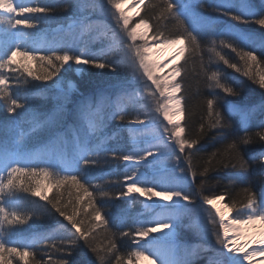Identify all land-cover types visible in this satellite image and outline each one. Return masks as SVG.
<instances>
[{
  "label": "snow or ice",
  "instance_id": "1",
  "mask_svg": "<svg viewBox=\"0 0 264 264\" xmlns=\"http://www.w3.org/2000/svg\"><path fill=\"white\" fill-rule=\"evenodd\" d=\"M123 2L107 0L110 9H114L110 11L101 0H63L61 11L68 14L66 22L42 31L39 26L52 19L55 7L47 3L33 5L21 0H0V101L13 118L0 123V264H11L5 260V254L20 257L24 264H44L31 250L35 245L61 252L55 264H69L63 257L71 256L73 249L80 247V241L94 254L97 264H106L110 256H115L114 264H139L140 261L195 264L202 255L205 264H264V261H256L257 257H264V173L258 192L245 187L243 198L224 202L220 208L216 204L226 201L224 193L202 194L212 170H235L229 182L236 183L248 180L250 161H259L264 168V150L245 158V148L254 142L247 134L248 125L256 113L264 115V101L240 107L224 100L227 115L239 117L245 135L232 139L222 151L211 153L203 167L197 168L191 152L186 150L193 149L200 137L187 138L185 128L178 121L174 122V117L183 119L185 115L183 98L176 95L182 91L176 77H180L184 69L174 66L169 75L157 78L154 70L160 65L146 63L144 55L151 50L149 40L161 48L181 45L171 59L182 57L187 61L185 53L200 55L207 51L209 63L214 58L264 89V73H259L258 79L252 74L253 68L264 63L261 60L264 36L257 38L237 27L254 24L264 29V0H260L259 7L252 0H213L209 5L212 11L235 22L223 28L216 27L215 17L196 11L197 6L203 7L201 0H138L141 11L153 14L150 18L140 16L130 27L131 18L121 9ZM94 15L110 17L115 27L104 20L93 19ZM168 21L174 22L175 35L165 32ZM202 36L207 39L206 46H202ZM95 45L98 47L94 48ZM223 49L235 53L243 70L226 58ZM108 56L115 59L109 61ZM32 62L47 71L34 72ZM89 64L113 71L121 65L130 66L134 69L133 79L139 81L140 87L129 90L118 86L120 90L114 99L97 91L72 100L75 85L71 81L65 87V82L58 78L52 85L42 87L28 79L49 81L58 76L61 69L80 73L81 66ZM201 71H204L202 57ZM9 74H14L11 79ZM205 76L212 98L206 100L207 129L205 124L200 125L201 136L213 129L231 127L219 110V97L214 90L220 89L226 96L240 95L223 82L218 70L205 72ZM48 92L54 93L50 109L38 104L48 99ZM157 94L164 98L163 102L157 99ZM152 102L154 106L150 107ZM69 104L72 105L70 110ZM161 113L167 125L158 122L156 114ZM112 121L116 122L115 127L109 131ZM259 127L264 128V123ZM124 133L127 134L126 147H113L112 141ZM255 139L264 142V131L257 132ZM177 151L180 156L176 155ZM181 156L186 169L179 167ZM113 161L124 165L125 191L117 198L130 197L129 203H135L133 194H138L151 201L149 204L141 201L146 215L134 219V230L112 232L97 205V196L111 199V195L102 184L93 181L98 179L97 171ZM197 175L201 178L200 184L196 192H192L188 176L195 183ZM26 177L35 179V186ZM40 178L45 182L43 186ZM49 187L57 193L61 189H75L78 193L75 203L70 191L67 203L62 201V194L49 198ZM22 192L38 196L45 204H23ZM197 193H201L200 203L196 200ZM154 197L157 199L153 200ZM48 205L73 231L57 221L58 230L67 233L65 236L42 233L28 241L12 240L21 230L18 226L47 213ZM222 209L233 213L230 219L226 220ZM82 215L95 223L89 221L86 227L85 219H77ZM257 224L258 229L241 227ZM182 227L192 230L207 243H183L179 231ZM97 229L105 232L104 243H95L93 233ZM118 236L132 238L135 247L127 256L116 254Z\"/></svg>",
  "mask_w": 264,
  "mask_h": 264
},
{
  "label": "trees",
  "instance_id": "2",
  "mask_svg": "<svg viewBox=\"0 0 264 264\" xmlns=\"http://www.w3.org/2000/svg\"><path fill=\"white\" fill-rule=\"evenodd\" d=\"M106 5L107 0H104ZM127 1V0H124ZM155 2V0H154ZM213 2V0H201L203 7L197 6L196 11L204 12L206 15H210L217 19V28H223L229 24H235L234 21L229 20L227 17L217 16L215 12L212 11L209 5ZM252 2L259 7V3L256 0H252ZM63 0H54V5L56 8V15H60L59 17H52L53 22L51 25L59 24L66 20L67 13L61 11ZM53 5V6H54ZM59 12V13H57ZM153 13L151 11H139V15L136 17L135 22H138L140 16L151 17ZM55 15V16H56ZM153 23H156L153 21ZM167 27L164 29L166 33H171L172 35L176 34L175 29L173 28V21H168ZM237 27L243 29L246 32H250L255 35L257 38L264 36V29L259 28L258 25L248 24V25H237ZM151 35V33H149ZM202 46L207 45V39L205 37H201ZM77 52V51H75ZM223 54L228 58L231 62L236 63L243 70V65H241L240 61L236 58L235 53H232L229 49H223ZM259 54V53H258ZM187 57V61L181 57V61L178 67H183L184 71L178 80L182 84V91L179 92L180 97H182V105L185 109V115L183 119H181V125L185 128V136L189 139H196L200 137L199 143L194 145L193 149L186 150L190 151L192 154L193 164L197 168H201L204 165V162L207 160L209 155L218 150L222 151L226 145L235 137L245 135L244 131L241 128L240 120L238 116H228L227 109L224 106V100L230 101L233 105H238L240 107L251 106L253 104L259 105L262 101H264V89L259 87L258 83H253L252 80L248 79V77L241 74L232 68H229L225 64L220 61H217L213 58V61L209 63V53L204 51L202 54H190L185 53ZM201 57L203 59V68L204 71H201ZM261 60L264 61V56L261 57ZM32 70L34 72H40L43 74L47 69H40L37 67L35 62L31 63ZM68 66L65 65L66 69ZM74 68V66L72 65ZM210 70H218L221 73L223 78V82L226 83L229 87H232L237 92L240 93L239 96H226L220 89H215L214 91L217 93L219 97L217 103L219 106V110L225 114V118L229 120L231 127L225 129H213L207 131L206 135L201 136L200 133V125L205 124V129H207V124L205 123V118L207 117V106L206 100L212 98L210 95V89L208 88V81L205 76V72ZM127 72L124 69H120L119 67L113 71L110 68L99 69L93 67L92 65H86L85 69L79 76H76L74 71H65L61 69L58 76L53 77L52 80L49 81H35L31 78L29 82L32 84H38L42 87L52 85L53 81L58 78L65 82V87L68 81H71L75 84V93L84 95H92L97 91H101L103 87L113 86L115 84H120L125 82V77ZM264 73V63H262L259 67L252 69V74L254 78L258 79V74ZM14 74H9L11 77ZM114 79L117 80L114 83ZM116 87V86H115ZM48 99L39 101L38 104L42 107H46L50 109L54 103L51 99V96L54 95L52 92L46 93ZM256 119L254 122L250 121L248 125L249 136L254 138V142L251 145H248L245 148V158L248 155L256 154L261 150H264V142L255 139L256 133L259 131H264V128L259 127L263 121V115L260 113H256ZM254 116V117H255ZM12 117H9L6 109L3 107V101H0V123L9 122ZM31 143V142H30ZM244 147V146H241ZM184 162V158L182 157ZM185 164V162H184ZM250 170L248 173V180L244 182H236L230 183L229 176H231L235 170L229 169H215L212 170L208 177L207 182L202 190L203 195L213 196L224 193L226 196V201L231 203L233 199H241L244 196L243 189L245 187H251L255 191H259L260 183H261V174L264 173V168H261L259 161L251 162L250 161ZM186 168L187 165L185 164ZM112 166L110 168H104L98 170L96 176L98 179H95L94 183H100L103 185L105 190H107L111 199L104 198L100 199L97 196V205L101 207L102 213L105 216V219L109 221V227L112 232H116L118 229L120 231H127L130 229L134 230L133 220L136 216L137 211L140 210V200H136L135 203H129L128 201H122L120 198H117L120 193L125 191L124 185L121 183V178H117V174L114 175ZM108 173H105L106 171ZM105 173V174H104ZM103 175L105 177H103ZM104 181L100 180V177ZM105 178V179H104ZM29 183L35 186V179L32 177L25 178ZM201 178L197 175L195 179V183L192 182L191 177V187L192 192H196L200 184ZM41 186L44 185L43 178H40ZM91 190V189H90ZM69 191L71 192V199L73 203H75V199L78 195L75 189H61L60 193L56 192V189L49 187L47 191V195L51 198L54 194L61 195L62 201L67 203L69 200ZM79 195H83V193H79ZM20 196L23 198L22 203L26 205H31L34 202L36 205L45 204L44 201H41L38 196L33 197L29 193H20ZM201 193H197L196 200L197 203L200 202ZM87 197H85V200ZM83 203V201H82ZM48 212L42 213L36 217H33L32 220L28 222L26 225L18 226L21 230L18 231L14 236H12V240L14 241H28L33 236L42 234V233H50L55 235L56 237L65 236L67 233L59 231L57 221L60 224H63L67 227L69 231L71 230V226L67 224V221L63 220L62 217L59 216L54 210L51 209L50 205L47 206ZM71 211V208L68 209ZM233 214V213H232ZM77 219H85L86 224L88 226V222L95 223L91 221L90 217H85L84 215L77 217ZM136 219V217H135ZM95 237V243H104L105 242V232L103 229H97L95 233H93ZM183 238L186 240H194L196 238V234L193 231H186V235H183ZM131 237H117V253L118 255L127 256L129 251L134 248V245L131 242ZM181 241L183 239L181 238ZM59 245V240L56 241ZM80 247L73 249V254L71 256H64V259L69 261V264H97L96 258L92 252L88 250L87 247L84 246V242H79ZM192 244H206L202 242L192 243ZM215 246V244H213ZM43 247V245H35L32 247V251L35 253L36 258L42 260L44 264H55V262L61 257V252H58L54 249H43L38 248ZM51 257V260L49 259ZM27 259V258H26ZM5 260L11 262V264H24V260H22L18 256H8L5 254ZM115 256H110L107 258L106 264H114ZM195 264H205V260L203 255L195 260Z\"/></svg>",
  "mask_w": 264,
  "mask_h": 264
},
{
  "label": "rangeland",
  "instance_id": "3",
  "mask_svg": "<svg viewBox=\"0 0 264 264\" xmlns=\"http://www.w3.org/2000/svg\"><path fill=\"white\" fill-rule=\"evenodd\" d=\"M259 4H260V0H256ZM21 2H24V3H31V4H33V5H35L37 2H39V3H47V4H49V5H51V6H53L54 5V0H21ZM101 2L104 4V7L105 8H109L110 9V6L109 5H106V3H105V1L104 0H101ZM53 7H55V5L53 6ZM121 9L125 12V15L126 16H128V17H130L131 18V21H130V27L132 26V25H134L136 22H135V19H136V17L138 16L137 15V13L140 11V9H141V6L139 5V3H138V0H127V1H124L122 4H121ZM130 9V10H129ZM131 10L133 11V12H131ZM110 11H114V9H110ZM57 13H59V12H57ZM60 14V13H59ZM56 11L53 13V16L52 17H59L60 15H56ZM61 17V16H60ZM93 19H100V20H104L106 23H108L109 25H111L113 28L115 27V23L111 20V18L110 17H103V16H93ZM56 22V21H55ZM55 22H53V20L51 19L47 24H41L40 26H39V29L40 30H50V29H52V28H55V27H57L58 26V24H54V25H51L52 23H55ZM137 43H140V44H142L143 43V41H138ZM148 43H149V47H150V51H148V52H145L144 53V55H145V57L147 58L146 59V63H149V64H152V63H157V64H159L160 65V68L159 69H156V70H154V76L155 77H157V78H160V77H163V76H166V75H169L170 74V72H171V69L175 66V67H178V65H179V63H180V61H181V57H177V59H175V61L173 62V63H171L169 60H167V61H164V62H161V63H159V62H157L156 61V59L153 57V51H154V49L155 48H157V46H155V44H154V42L153 41H151V40H149L148 41ZM176 46L178 47V49L181 47V45H179V44H176ZM95 47H98V45H95L94 46V48ZM178 49H177V51H178ZM73 51L75 52V51H77L78 52V49H73ZM176 54H177V52H176ZM106 59L107 60H109V61H113L114 59H115V57H113V56H108V57H106ZM74 66V68L76 67L75 65H73ZM85 66L86 65H83V66H81L82 68H83V70L85 69ZM32 67V66H31ZM120 69H124L127 73V75H126V77H125V82H123V83H120V84H115V85H113V86H109V87H103V88H101L102 90L101 91H103V92H105V94L106 95H109V96H112V98L114 99L115 98V95H116V93L120 90V88L118 87V86H123V87H126V88H128L129 90H131V89H134V88H136V87H140V85H139V81L138 80H134L133 79V73H134V69L132 68V67H130V66H123V65H121V66H118ZM82 72H80V73H76L75 72V74H76V76H79L80 74H81ZM137 75H139V73H137ZM146 79V78H145ZM176 79L178 80V77H176ZM117 80H115L114 79V83L116 82ZM149 84H150V82H148ZM75 85V84H74ZM67 86V85H66ZM116 86V87H115ZM141 91H142V88H141ZM76 91H74L73 93H72V100H79L80 98H82V94H76L75 93ZM177 96H180L179 95V93H177L176 94ZM157 99H160L162 102H163V100H164V98H162V97H159V94H157ZM147 102V101H146ZM149 106L150 107H153L154 106V102H152V103H150L149 104ZM68 107H69V110L72 108V105L71 104H69L68 105ZM157 116H158V122L161 124V125H167V121H165L164 120V118H163V115H162V113L161 114H156ZM255 119H256V116L255 117H253L250 121H252V122H254L255 121ZM175 121H178L179 123H181V118L180 117H174V122ZM263 121H264V115H263ZM115 121H112L110 124H109V131H111L114 127H115ZM126 145H127V134L126 133H124V134H122V136H118L117 137V139L116 140H114V141H112V146L113 147H117V148H124V147H126ZM176 155L177 156H180V153L177 151L176 152ZM151 159V158H150ZM110 166H112V170H113V172H115V173H113L114 175H116L117 174V178H121V183L124 185V165L122 164V163H118V162H115V161H113L111 164H109V165H107V166H105V167H103V169L104 168H110ZM179 167H184L185 169H186V166H185V164H184V162H183V160H182V156H181V159H180V161H179ZM179 171V168H177V172ZM105 173H108V175H109V171L107 170ZM104 173V174H105ZM100 177V176H99ZM103 177H105L104 175H103ZM103 177H100V180L103 178ZM105 179V178H104ZM101 181H104L103 179L101 180ZM188 183L191 185V176H188ZM124 189H125V187H124ZM190 191H192L191 189H189ZM47 191H48V188H47ZM135 196V199L136 200H140V203H141V201L143 202V204H149V203H151V201H147L144 197H142V196H139L138 194H135L134 195ZM157 198H153V200H156ZM120 200H122V201H128L129 202V200H130V197H121L120 198ZM200 203V202H199ZM143 204L141 203L140 204V210L139 211H137V213H136V216H133L134 217V219H135V217L137 218V217H141L142 216V214L143 215H146V212H145V209H144V207H143ZM203 207H205V208H210V206H208V205H204ZM213 214H214V212H213ZM231 216L233 215L232 213H229ZM134 221V220H133ZM184 223L185 224H187L188 223V221H187V219L185 218V220H184ZM209 228L211 227L210 225L208 226ZM179 231H180V234H181V238L183 239V243H186V244H189V245H198V244H192V243H198V242H202V243H207V241H204V240H202L201 239V237L199 236V235H197L196 233V238H195V241L194 240H186V238H183V235L185 236L186 235V231H192V230H189V229H186V228H180L179 229ZM153 235H157V234H153ZM159 235V234H158ZM212 244H214V241H212ZM134 247H135V245H134ZM142 262H144V261H140L139 263H142Z\"/></svg>",
  "mask_w": 264,
  "mask_h": 264
},
{
  "label": "bare ground",
  "instance_id": "4",
  "mask_svg": "<svg viewBox=\"0 0 264 264\" xmlns=\"http://www.w3.org/2000/svg\"><path fill=\"white\" fill-rule=\"evenodd\" d=\"M131 12H133L131 10ZM177 49L178 47L176 45H170L168 47H157L154 49L153 51V57L156 59L157 62L161 63V62H164V61H167L169 60L171 63H173L175 61V59H171V57H173L174 55H176V52H177ZM135 195V194H133ZM223 202H219L216 204V207L217 208H220L221 207V204ZM224 211V214H225V217H226V220L227 219H230L231 218V215L229 214V212L226 210V209H222ZM242 228H248V229H258L259 228V225H255V226H241ZM155 234H159V233H155ZM38 248H43V247H38ZM256 261H264V257H257L256 258ZM139 264H147V261H144L142 263H139ZM255 264V262H254Z\"/></svg>",
  "mask_w": 264,
  "mask_h": 264
}]
</instances>
